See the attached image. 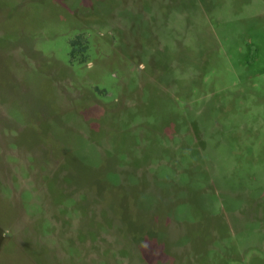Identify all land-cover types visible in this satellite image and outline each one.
<instances>
[{"label": "rangeland", "instance_id": "rangeland-1", "mask_svg": "<svg viewBox=\"0 0 264 264\" xmlns=\"http://www.w3.org/2000/svg\"><path fill=\"white\" fill-rule=\"evenodd\" d=\"M0 264H264V0H0Z\"/></svg>", "mask_w": 264, "mask_h": 264}, {"label": "trees", "instance_id": "trees-1", "mask_svg": "<svg viewBox=\"0 0 264 264\" xmlns=\"http://www.w3.org/2000/svg\"><path fill=\"white\" fill-rule=\"evenodd\" d=\"M84 43L80 42L77 45H74V48L72 49V57L75 58L76 56H81L85 54V52L87 51L88 46H84L82 45ZM80 45V46H79Z\"/></svg>", "mask_w": 264, "mask_h": 264}]
</instances>
